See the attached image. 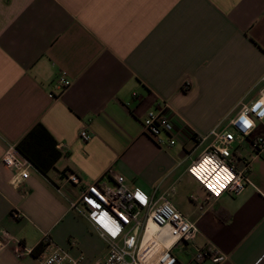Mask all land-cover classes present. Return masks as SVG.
<instances>
[{
  "label": "crops",
  "instance_id": "crops-1",
  "mask_svg": "<svg viewBox=\"0 0 264 264\" xmlns=\"http://www.w3.org/2000/svg\"><path fill=\"white\" fill-rule=\"evenodd\" d=\"M58 74L70 85L53 98ZM212 80L226 81L232 99L209 120L193 118L182 102ZM263 86L264 0H0V231L13 238L0 264H41L44 251L16 258L13 250L32 251L43 233L79 264L103 261L105 244L68 203L115 176L143 202L167 198L194 224V242L171 249L176 264H194L205 243L227 256L223 264H264V151L235 135L237 167L248 165L237 196L208 201L186 174L209 143L197 138L222 129ZM164 106L178 127L172 147L143 133L147 113ZM85 127L87 143L78 137ZM263 131L264 121L255 134ZM21 142L44 173L31 169L16 185L1 159L7 144ZM88 204L91 222L119 241L122 230Z\"/></svg>",
  "mask_w": 264,
  "mask_h": 264
},
{
  "label": "built area",
  "instance_id": "built-area-1",
  "mask_svg": "<svg viewBox=\"0 0 264 264\" xmlns=\"http://www.w3.org/2000/svg\"><path fill=\"white\" fill-rule=\"evenodd\" d=\"M70 81L58 74L53 80L50 96L59 97L69 87ZM189 83L182 86L187 90ZM247 121V123H245ZM264 121V86L257 97L249 104L240 105L233 116L228 118L222 129L214 128L203 138H197L198 144L209 140L204 150L192 160L186 168V174L199 186L206 200L219 199L223 194L239 195L247 184L245 172L247 163L238 169L237 160L232 152L235 135L246 138L252 152L256 155L264 151V131L255 134L257 127ZM143 133L158 147H172L176 144V118L164 106L159 111L148 112L142 123ZM78 137L82 142H89L92 135L87 128H82ZM2 164L13 170V183L19 184L29 177L35 169L12 144H7L1 159ZM66 181L78 184V178L67 174ZM58 190V189H57ZM195 200L194 198H191ZM89 202L96 204L122 230L121 239L109 236L97 228L89 218ZM69 209L84 218L95 228L99 239L106 246V257L94 264H144L139 253L149 223L158 229L156 240L163 245L154 264H176L171 249L179 242L193 243L197 230L165 197L155 201L143 202L139 195L126 185L123 177L115 176L112 184L97 180L82 189L76 201L69 202ZM10 218L19 220L21 214L11 211ZM13 238L5 231H0V248H5ZM18 244V243H17ZM39 244L43 245L41 264H79L81 257L73 259L52 242L47 233L42 234ZM13 250L16 258L30 255L20 244ZM208 260L211 264H223L227 256L205 243L197 248L191 262L201 264Z\"/></svg>",
  "mask_w": 264,
  "mask_h": 264
},
{
  "label": "rangeland",
  "instance_id": "rangeland-1",
  "mask_svg": "<svg viewBox=\"0 0 264 264\" xmlns=\"http://www.w3.org/2000/svg\"><path fill=\"white\" fill-rule=\"evenodd\" d=\"M229 87L226 81L212 80L203 84L200 87V94L193 93L192 95L184 98L182 104L189 105L190 116L194 118L196 114L204 113L208 120L215 115L221 109V106L229 104V100L232 99V93L228 91ZM196 121V119H193ZM198 122V120H197ZM194 123V122H193Z\"/></svg>",
  "mask_w": 264,
  "mask_h": 264
},
{
  "label": "bare ground",
  "instance_id": "bare-ground-1",
  "mask_svg": "<svg viewBox=\"0 0 264 264\" xmlns=\"http://www.w3.org/2000/svg\"><path fill=\"white\" fill-rule=\"evenodd\" d=\"M158 229L152 223L148 224L147 231L144 236V241L139 253V259L144 264H154L161 252L163 245H161L157 240Z\"/></svg>",
  "mask_w": 264,
  "mask_h": 264
},
{
  "label": "trees",
  "instance_id": "trees-1",
  "mask_svg": "<svg viewBox=\"0 0 264 264\" xmlns=\"http://www.w3.org/2000/svg\"><path fill=\"white\" fill-rule=\"evenodd\" d=\"M36 130H43V128L41 127V126H37L36 128H35ZM44 131V130H43ZM21 146H22V142L21 143H19L18 145H16L15 147H16V150L27 160V161H29L30 163H31V165L34 167V168H36V169H38L39 171H41L42 173H44L43 172V170L42 169H40V168H38V167H36L35 166V164L30 160V158H28L26 155H25V153L23 152V150H22V148H21ZM43 245L42 244H38V246H36V248H34L32 251H31V255H35L36 253L35 252H42L43 251Z\"/></svg>",
  "mask_w": 264,
  "mask_h": 264
},
{
  "label": "snow or ice",
  "instance_id": "snow-or-ice-1",
  "mask_svg": "<svg viewBox=\"0 0 264 264\" xmlns=\"http://www.w3.org/2000/svg\"><path fill=\"white\" fill-rule=\"evenodd\" d=\"M245 123H247V121H245ZM141 199H143V197H141Z\"/></svg>",
  "mask_w": 264,
  "mask_h": 264
}]
</instances>
